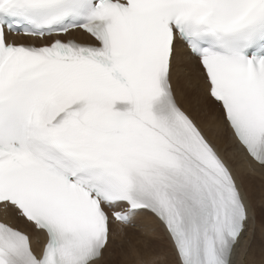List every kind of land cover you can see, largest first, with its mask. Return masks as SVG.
Masks as SVG:
<instances>
[{
	"label": "snow or ice",
	"instance_id": "snow-or-ice-1",
	"mask_svg": "<svg viewBox=\"0 0 264 264\" xmlns=\"http://www.w3.org/2000/svg\"><path fill=\"white\" fill-rule=\"evenodd\" d=\"M246 176L264 0H0V264H257Z\"/></svg>",
	"mask_w": 264,
	"mask_h": 264
},
{
	"label": "bare ground",
	"instance_id": "bare-ground-1",
	"mask_svg": "<svg viewBox=\"0 0 264 264\" xmlns=\"http://www.w3.org/2000/svg\"><path fill=\"white\" fill-rule=\"evenodd\" d=\"M218 147H220L221 150H224L227 147V144L226 142L221 141L218 143ZM244 179H245L246 187H249L250 194L253 199L254 206L256 208V219H260L261 216L264 215V176H256V177H251V178L246 176ZM260 187H261V192H260ZM259 195H261L262 198ZM256 198L259 199L257 202L255 201ZM0 220H2V217H0ZM15 226H19V225H15ZM138 238L139 239H152L150 237L142 238L140 235L135 234V233H129L127 237V239H129V241H132V242H134ZM127 239L125 242H127ZM260 239H264V233L261 232L260 224H258L255 237L252 241V250L255 248V246H257L255 254H262L258 256L256 260L257 264H259L260 259L264 257V245L259 244ZM153 243H159V242L153 240ZM116 247H117V251L114 250V253L112 256L106 255L104 264H134L133 260L126 255L128 245H126L125 243L121 244V242L118 241Z\"/></svg>",
	"mask_w": 264,
	"mask_h": 264
},
{
	"label": "rangeland",
	"instance_id": "rangeland-1",
	"mask_svg": "<svg viewBox=\"0 0 264 264\" xmlns=\"http://www.w3.org/2000/svg\"><path fill=\"white\" fill-rule=\"evenodd\" d=\"M255 190H256V188H255ZM260 192H261V187H260ZM260 192H258V193H260ZM259 196L262 198L261 195H259ZM259 196H257V197H259ZM258 200H259L258 198L255 199L256 202H257ZM260 201H261V200H260ZM257 224H260V225H261V224H264V215H262L260 219H257ZM261 232L264 233V228H261ZM135 234L140 235L142 238L144 237V236H142V234H139V233H135ZM128 241H129V239H127V242H124V243H125L126 245H128ZM259 244H260V245H264V239H260V240H259ZM256 249H257V246H255V248L252 250V253H251L252 258H254L255 260H257L258 256L262 255V254H255ZM114 250L117 251V247H115V248L112 249L113 252H111V254H110L111 256L113 255Z\"/></svg>",
	"mask_w": 264,
	"mask_h": 264
}]
</instances>
